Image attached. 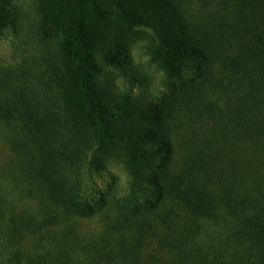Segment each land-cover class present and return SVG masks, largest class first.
Listing matches in <instances>:
<instances>
[{
    "label": "trees",
    "instance_id": "1",
    "mask_svg": "<svg viewBox=\"0 0 264 264\" xmlns=\"http://www.w3.org/2000/svg\"><path fill=\"white\" fill-rule=\"evenodd\" d=\"M16 1L0 264H264V0Z\"/></svg>",
    "mask_w": 264,
    "mask_h": 264
},
{
    "label": "rangeland",
    "instance_id": "2",
    "mask_svg": "<svg viewBox=\"0 0 264 264\" xmlns=\"http://www.w3.org/2000/svg\"><path fill=\"white\" fill-rule=\"evenodd\" d=\"M19 18L25 21V29L28 22L32 20L34 14L32 11V0H17ZM24 35V34H22ZM19 34L15 35L13 29L7 30L6 35L0 40V67L6 66L8 63H12L15 60L18 46L23 49L24 43L22 40L19 42ZM144 42L135 44L132 47V58L134 70L124 72L123 75L118 77V82L125 87L138 88L140 84L149 87L150 91L156 95L161 96L160 88L158 86V76L154 71L147 66V57L144 55ZM11 136H5L4 128L0 127V207H4L5 203L10 204L11 194L9 193L12 186V180H10L7 172L11 168L10 164V152L8 150L7 142ZM6 145V146H5ZM7 171V172H6ZM112 173L120 177L119 171L112 169ZM95 221L88 222L86 224L87 231H92L96 225Z\"/></svg>",
    "mask_w": 264,
    "mask_h": 264
}]
</instances>
